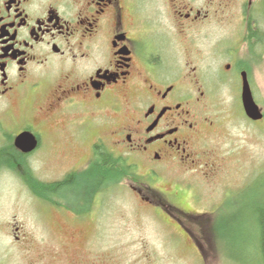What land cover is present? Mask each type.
<instances>
[{
	"label": "flooded vegetation",
	"instance_id": "flooded-vegetation-1",
	"mask_svg": "<svg viewBox=\"0 0 264 264\" xmlns=\"http://www.w3.org/2000/svg\"><path fill=\"white\" fill-rule=\"evenodd\" d=\"M234 2L236 35H243L227 42L226 34L215 30L230 21L215 12H224V6ZM210 4L208 0L200 8L186 0H0V173L8 166L27 167L31 178L40 181L32 162L59 163L60 172L50 175L47 184L71 175L80 184L78 180L101 164L99 153L107 150L134 167L148 185L146 180L157 182L170 164L190 159L195 164L203 156L202 130L213 126L203 112L207 100L215 97L210 89L227 80L240 79L242 84L244 72L251 82L240 43L249 42L255 51L264 41L258 14L252 12L254 0H220L222 10L217 11H211ZM220 53H228L234 63H226L218 78L211 76L212 63L204 60ZM21 134L34 137L32 151L16 146ZM97 188H92L91 206H86L84 188L62 195L37 187L32 193L47 204V215L68 221L66 239L81 241L87 233L93 237L101 225L100 212H92L101 211L95 206ZM133 189L153 205L155 192ZM169 209L167 215L192 246L212 245L209 223L200 228L204 215L172 205Z\"/></svg>",
	"mask_w": 264,
	"mask_h": 264
},
{
	"label": "rangeland",
	"instance_id": "rangeland-1",
	"mask_svg": "<svg viewBox=\"0 0 264 264\" xmlns=\"http://www.w3.org/2000/svg\"><path fill=\"white\" fill-rule=\"evenodd\" d=\"M186 1L200 8L206 7L208 2ZM210 2L211 11L221 9L220 0ZM237 6L234 2L227 8L224 6L225 13L215 12L230 21L215 30L220 35L226 34L227 42L239 40L243 35H236ZM252 9L253 14H258V24L264 32V0H254ZM239 53L251 68L253 94L264 110V41L255 51H250L249 42L247 45L241 42ZM220 54L204 60L206 64L212 63L215 72L211 76L218 78L226 63H234L228 53ZM210 90H214L215 97L207 100L203 112L213 126L202 130L205 145L200 144V154L203 156L197 157L195 164H191V159L170 164L160 171L157 182L146 180L148 185L138 181L141 177L137 174L116 187L112 183L91 184L87 177L65 191L80 193L84 188L86 206H91L92 188L98 187L100 195L95 206L101 207V211L92 212H100L97 215L101 225L91 238L88 233L81 241L72 236L65 238L68 221L62 215H47V207L33 196L36 188L32 190L23 181L24 177L30 181V168L7 167L2 171L0 264H264L258 215V210L264 212V122L254 124L245 116L240 79L238 83L227 80ZM36 163L37 166L31 163V169L41 179L60 172L59 163ZM210 164L216 168L213 170ZM133 188L144 194L150 190L155 192L150 202L154 206L161 204L164 210L154 209L152 204L144 202ZM53 200L58 201V197ZM171 205L204 215L200 219L203 222L199 221L200 228L207 227L204 221L209 223L212 232L207 237L214 240L211 246L199 247L204 256L197 246H192L189 239L178 233L166 213L170 212ZM3 251L9 253L4 256ZM12 251L16 255H12Z\"/></svg>",
	"mask_w": 264,
	"mask_h": 264
},
{
	"label": "trees",
	"instance_id": "trees-1",
	"mask_svg": "<svg viewBox=\"0 0 264 264\" xmlns=\"http://www.w3.org/2000/svg\"><path fill=\"white\" fill-rule=\"evenodd\" d=\"M101 164L96 167L95 171H91L87 174L85 179L88 177L90 179L91 184H107L112 183L113 187L117 186L119 183L124 182L128 178L134 177L135 171L133 172L132 166H129L126 162H123L122 158L115 157V155L111 154L107 150H102L100 153ZM8 168H20L15 166H8ZM25 183L33 190L39 187L40 190L49 191L53 190L55 192H65L70 189V185L73 183H77L76 177L71 175L66 180L62 182H57L55 184H45L38 180L29 178L30 181L27 180V177L23 178ZM84 179V180H85ZM133 179V178H132ZM76 181V182H75ZM80 181V180H79ZM140 181V179L138 180ZM70 186V187H69ZM108 190V189H107ZM102 192L106 190H101ZM99 191V193L101 192ZM46 201H50L47 197H45ZM258 215H260V226L262 230V239H261V252L264 255V212L258 210Z\"/></svg>",
	"mask_w": 264,
	"mask_h": 264
},
{
	"label": "water",
	"instance_id": "water-1",
	"mask_svg": "<svg viewBox=\"0 0 264 264\" xmlns=\"http://www.w3.org/2000/svg\"><path fill=\"white\" fill-rule=\"evenodd\" d=\"M242 103L246 116L252 121H260L263 119V113L254 100L251 87L249 85L246 72L242 73ZM36 141L30 134H22L16 140V146L24 152H30L35 148Z\"/></svg>",
	"mask_w": 264,
	"mask_h": 264
}]
</instances>
